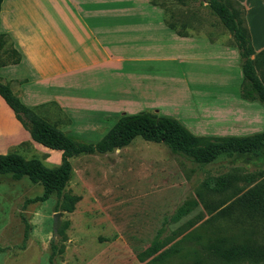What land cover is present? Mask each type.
Returning a JSON list of instances; mask_svg holds the SVG:
<instances>
[{
  "label": "rangeland",
  "instance_id": "374dc122",
  "mask_svg": "<svg viewBox=\"0 0 264 264\" xmlns=\"http://www.w3.org/2000/svg\"><path fill=\"white\" fill-rule=\"evenodd\" d=\"M36 2L22 0L18 8L22 14L56 8L54 2ZM151 3L165 12H176L179 24L193 21L225 30L208 0ZM161 73L163 79L172 74L180 81L184 79L181 74H185V67L183 71L163 67ZM180 86L178 83V87L162 90L158 112L142 109L130 113L176 119L197 137L253 133L249 124L254 122L245 126L234 114L223 112L218 116L203 112L201 106L187 104L178 93L182 91ZM171 88L178 96L169 93ZM83 112L85 109L72 118L57 109L45 108L38 110L37 115L77 142L95 144L113 124H91ZM116 119L114 116L113 123ZM259 120L264 121V115ZM28 136L0 151L37 159L47 168L60 164L59 151L43 148ZM70 163L71 172L62 195L79 197L71 212L60 209L62 196L55 193L43 202H30L42 195L41 184L0 175V264H241L225 261L210 249L216 239L243 238L240 223L235 215L218 218L209 213L198 194L206 192L205 202L210 203L228 197L234 189H247L264 175V147L256 155L222 154L208 164H198L172 153L162 143L137 138L125 148L106 154L78 155ZM221 177H230L231 185L223 193H210L208 190ZM55 214L59 220L56 230ZM157 240L163 248L156 256L172 247H178V252L141 261V252Z\"/></svg>",
  "mask_w": 264,
  "mask_h": 264
},
{
  "label": "crops",
  "instance_id": "0c3cea01",
  "mask_svg": "<svg viewBox=\"0 0 264 264\" xmlns=\"http://www.w3.org/2000/svg\"><path fill=\"white\" fill-rule=\"evenodd\" d=\"M235 1L244 8L250 59L264 85V0ZM21 2L1 3L0 34L6 43L0 49V82L36 114L54 108L72 117L85 109L89 123L114 124V116L158 112L162 90L179 83L187 104L218 116L234 114L245 126L256 123L249 124L253 133L246 136L264 131L259 120L264 108L240 98L239 51L225 28L179 24L176 12H165L151 0H47L54 2L53 11L25 14L18 8ZM163 67H185L184 79L172 74L163 79ZM169 93L178 96L172 88ZM26 134L0 97V148L17 145Z\"/></svg>",
  "mask_w": 264,
  "mask_h": 264
},
{
  "label": "trees",
  "instance_id": "16d2710c",
  "mask_svg": "<svg viewBox=\"0 0 264 264\" xmlns=\"http://www.w3.org/2000/svg\"><path fill=\"white\" fill-rule=\"evenodd\" d=\"M1 3L2 0L0 7ZM208 5L230 33L239 51L242 71L240 98L258 102L264 108V85L255 72V60L250 59L253 49L245 25L244 8L235 0H208ZM5 43V35L0 34V49ZM10 52L17 55L14 50ZM260 54H264V51ZM17 62L18 59L12 60V63ZM0 97L34 143L61 153L60 164L55 168H47L37 159L27 160L16 153L0 154V175H10L15 181L27 178L33 184H41L44 189L42 195L30 202H43L55 193L62 196L60 209L66 212L73 211L79 201L77 196L62 195L71 172L70 160L78 155L110 153L140 138L147 142L162 143L172 153L184 155L194 163L208 164L222 154L256 155L264 147V131L245 137H197L176 119L145 112L120 116L97 143L85 144L77 142L25 107L8 84L0 82ZM230 185V177H221L208 191L223 193ZM205 196L204 191L198 194L209 213H215L218 218L235 215L244 233L239 241L214 240L210 245L211 251L228 262L264 264V175L247 189H234L228 197L218 199V202L207 203ZM162 248L159 240L153 242L141 252V261L166 257L177 253L179 249L172 247L156 256Z\"/></svg>",
  "mask_w": 264,
  "mask_h": 264
},
{
  "label": "water",
  "instance_id": "95a60500",
  "mask_svg": "<svg viewBox=\"0 0 264 264\" xmlns=\"http://www.w3.org/2000/svg\"><path fill=\"white\" fill-rule=\"evenodd\" d=\"M205 1H207V0H205ZM58 225H59L58 214H55V216H54V223H53L54 230L57 229V226Z\"/></svg>",
  "mask_w": 264,
  "mask_h": 264
}]
</instances>
